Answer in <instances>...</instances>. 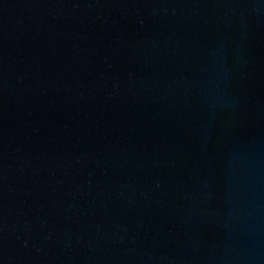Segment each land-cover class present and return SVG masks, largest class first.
<instances>
[{"label":"water","instance_id":"1","mask_svg":"<svg viewBox=\"0 0 264 264\" xmlns=\"http://www.w3.org/2000/svg\"><path fill=\"white\" fill-rule=\"evenodd\" d=\"M0 264H264V0H0Z\"/></svg>","mask_w":264,"mask_h":264}]
</instances>
